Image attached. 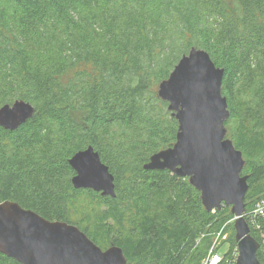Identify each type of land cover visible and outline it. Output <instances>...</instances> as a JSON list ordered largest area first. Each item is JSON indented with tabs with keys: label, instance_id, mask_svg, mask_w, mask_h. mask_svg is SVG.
<instances>
[{
	"label": "trees",
	"instance_id": "trees-1",
	"mask_svg": "<svg viewBox=\"0 0 264 264\" xmlns=\"http://www.w3.org/2000/svg\"><path fill=\"white\" fill-rule=\"evenodd\" d=\"M2 1L0 107L36 110L15 130L0 126V202L75 224L135 264H201L217 232H229L231 255V208L207 211L188 177L144 168L178 131L159 83L203 48L225 70L246 220L264 248V217L249 215L264 200V0ZM90 145L115 176V197L72 184L69 160ZM0 264L22 263L0 252Z\"/></svg>",
	"mask_w": 264,
	"mask_h": 264
},
{
	"label": "water",
	"instance_id": "water-1",
	"mask_svg": "<svg viewBox=\"0 0 264 264\" xmlns=\"http://www.w3.org/2000/svg\"><path fill=\"white\" fill-rule=\"evenodd\" d=\"M224 72L203 48L192 47L183 54L157 90L178 121L176 142L152 154L144 168L188 177L207 211L230 207L235 217L236 264H264L258 256L262 244L251 234L245 217L246 160L228 137L230 109L222 91ZM35 110L25 100L4 104L0 126L15 130ZM69 163L75 171L71 179L75 188L116 196L115 176L92 145L75 153ZM0 252L22 264H135L120 246L103 249L77 225L47 219L12 200L0 202ZM262 254L264 258V248Z\"/></svg>",
	"mask_w": 264,
	"mask_h": 264
},
{
	"label": "built area",
	"instance_id": "built-area-1",
	"mask_svg": "<svg viewBox=\"0 0 264 264\" xmlns=\"http://www.w3.org/2000/svg\"><path fill=\"white\" fill-rule=\"evenodd\" d=\"M252 221L255 222L256 218L264 217V200L259 202L255 209L249 214ZM221 232L213 239V243L210 247L207 257L201 262V264H236L238 256V249L234 250L231 255L228 253L222 254L219 252L221 239Z\"/></svg>",
	"mask_w": 264,
	"mask_h": 264
},
{
	"label": "rangeland",
	"instance_id": "rangeland-1",
	"mask_svg": "<svg viewBox=\"0 0 264 264\" xmlns=\"http://www.w3.org/2000/svg\"><path fill=\"white\" fill-rule=\"evenodd\" d=\"M0 2H3V1L0 0ZM245 217H246V213H245ZM232 222L234 224V220ZM228 233H224V232L222 233L221 232V235H220L221 236V239L219 240V244H221V245H220L219 252H221L222 254L228 253L230 251V249H231V243H230L229 240H227ZM218 234H219V232L215 233L213 239H215V237L218 236Z\"/></svg>",
	"mask_w": 264,
	"mask_h": 264
}]
</instances>
